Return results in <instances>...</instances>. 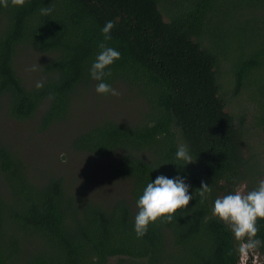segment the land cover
<instances>
[{
  "label": "trees",
  "instance_id": "1",
  "mask_svg": "<svg viewBox=\"0 0 264 264\" xmlns=\"http://www.w3.org/2000/svg\"><path fill=\"white\" fill-rule=\"evenodd\" d=\"M44 7L50 15L40 14ZM107 21L116 27L105 41ZM100 43L121 54L104 82L128 85L147 110L134 124H95L71 147L114 159L111 173L129 183L131 200L106 206L59 175L39 181L13 148L0 145V182L9 189L0 191V264H238L235 238L212 209L216 198L247 180L253 190L264 177L260 155L243 151L252 130L247 112H229L226 99L227 92L238 101L249 93L264 132V0H28L22 8L9 0L0 6V109L58 132L79 90L99 83L90 68ZM29 50L45 53L41 63L50 58L34 76L44 84L39 90L15 68L19 52ZM182 144L193 163L176 160ZM161 174L183 178L193 198L171 222L158 219L137 238V201ZM202 181L211 188L203 200ZM258 226L264 241V219Z\"/></svg>",
  "mask_w": 264,
  "mask_h": 264
},
{
  "label": "rangeland",
  "instance_id": "2",
  "mask_svg": "<svg viewBox=\"0 0 264 264\" xmlns=\"http://www.w3.org/2000/svg\"><path fill=\"white\" fill-rule=\"evenodd\" d=\"M43 54L45 53L39 50H29L24 54L19 52L17 55L15 68L27 87L36 84L38 78L34 76L43 74L42 66L50 59L46 57L45 62L41 63L39 59L46 56ZM33 66L37 67L36 71L31 70ZM231 73L230 65L226 67V64L220 72L226 90L229 80L232 79ZM113 88L119 91V96L100 97L92 88L88 92L80 89L81 95L74 99L71 112L67 120L57 128L58 132L38 131L34 126L36 121L19 122L8 117L5 108L0 109V145L13 148L15 154L26 165L30 176H34L39 181H42L45 176L59 175L66 185L71 186L72 190L77 191L79 195H85L87 200L95 198L97 203L106 206L110 205L114 199L123 196L130 201L129 183L123 182L111 173L114 159L95 158L83 152H77L71 147V140L76 135L104 120L134 124L141 119L147 110L145 102L126 84L117 83ZM226 95L227 102L229 101L228 111L237 115L245 109L247 126L252 128L248 144H244L243 148L245 157L258 154L259 159L264 163V132L255 125V119L253 120V117L259 113L254 107L250 94L244 93L240 101L232 99L231 92H227ZM248 184L250 185V182L247 180L236 190L251 191ZM68 189L71 192V189ZM0 191L9 194V189L4 182H0ZM235 243L239 246L236 239ZM263 253L257 250L248 257H242L240 264H264Z\"/></svg>",
  "mask_w": 264,
  "mask_h": 264
},
{
  "label": "clouds",
  "instance_id": "3",
  "mask_svg": "<svg viewBox=\"0 0 264 264\" xmlns=\"http://www.w3.org/2000/svg\"><path fill=\"white\" fill-rule=\"evenodd\" d=\"M27 2L28 0H10L11 6L21 8ZM0 6L9 7V0H0ZM52 11L51 7H44L40 9V14L48 16ZM115 27L113 21L105 23L101 30L105 41L112 38L111 31ZM99 49L100 51L90 68L91 78L99 82L95 91L99 95L119 96V91L104 80L105 77L111 75V72L106 70L121 58V54L115 48L107 47L104 43L99 44ZM31 70L36 71L37 67L33 66ZM43 87L42 81L36 83L38 90ZM175 158L177 161H183L184 165L194 162L188 146L183 144L177 148ZM189 188L190 185L180 176L169 178L161 174L155 178L154 182H149L137 201L138 212L134 222L137 238H142L147 233L150 224L157 222L158 219L160 222H171L174 219L173 214L178 209L186 211L193 198L189 194ZM210 192V186L202 181L199 189L202 200ZM212 212L228 227L239 242L238 252L242 257H248L264 247V241L257 239L260 231L259 220L264 219V179H261L258 186L251 191L238 189L234 193L216 198Z\"/></svg>",
  "mask_w": 264,
  "mask_h": 264
},
{
  "label": "flooded vegetation",
  "instance_id": "4",
  "mask_svg": "<svg viewBox=\"0 0 264 264\" xmlns=\"http://www.w3.org/2000/svg\"><path fill=\"white\" fill-rule=\"evenodd\" d=\"M236 246V248L238 249L239 248V246H237V245H235ZM239 254V253H238ZM263 255H264V253H263ZM242 261V256L239 254V261H238V264H240V262Z\"/></svg>",
  "mask_w": 264,
  "mask_h": 264
}]
</instances>
